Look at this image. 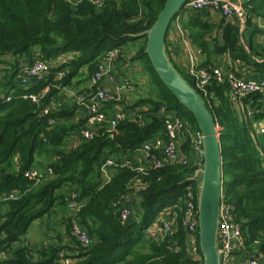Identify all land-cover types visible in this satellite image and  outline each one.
I'll list each match as a JSON object with an SVG mask.
<instances>
[{"label":"trees","instance_id":"1","mask_svg":"<svg viewBox=\"0 0 264 264\" xmlns=\"http://www.w3.org/2000/svg\"><path fill=\"white\" fill-rule=\"evenodd\" d=\"M165 2L80 0L74 5L68 0H0V62L5 63L0 68L4 71L0 93L11 96L10 101L0 98V264H63L62 251L70 258V264L202 263L199 229L197 246L201 258L196 259L186 244L181 211L175 231L166 240L148 231L162 210L175 203L182 206L186 190L193 185L184 180L198 167V158L188 165L169 164L147 168L146 172L115 168L107 181L101 171L107 159L130 158L144 141L163 134V115L158 114L161 105L177 110L193 128H199L192 113L178 102L154 70L145 53L147 37L134 36L154 24ZM245 7L247 23L251 24L254 16L264 17V0H249ZM177 17H181V28L190 47L200 50L198 67L218 66L215 58L228 52L233 60L264 71L263 52L254 47L252 35L248 49L245 47L236 18L228 21L211 10L188 11L185 7ZM115 47L126 48L129 53L128 57L119 56L117 62L141 61L155 83L149 96L131 105L141 106V113H147L149 120L144 124L122 120L113 136L107 127H101L92 139L78 138V145L72 147L69 138L85 124L86 114L83 119H75L80 107L76 99L71 107H62L57 105V96L77 78V83L89 81L100 57ZM68 52L74 54L62 67L68 69L63 77L53 79L52 73L32 82L29 88H23L16 78L20 61L3 60L4 56L17 55L24 56L27 62L51 60ZM257 58L262 62H256ZM175 66L195 86L187 72ZM46 85L50 89L44 105L56 104L49 114H43L42 106L23 97ZM206 90L205 93L198 88L220 127L224 198L232 204L233 217L242 227L243 250L264 260V132L257 131L264 120V93L254 92L242 99L244 110L251 111L247 115L232 102L227 82L212 80ZM50 118L55 119L54 124L49 123ZM38 155L47 159L42 170L51 168L53 174L28 178L24 173L36 168ZM64 186L68 188L61 191ZM70 190L78 193L84 203L78 218L92 239L91 245L83 248L75 238L70 214L64 219L70 241L36 250L22 243L34 220L52 213L58 205L67 207ZM11 194L15 197L11 198ZM125 194L129 195V202L116 207ZM122 208H129L131 213L126 221L120 218ZM148 233L149 238H144Z\"/></svg>","mask_w":264,"mask_h":264},{"label":"built area","instance_id":"2","mask_svg":"<svg viewBox=\"0 0 264 264\" xmlns=\"http://www.w3.org/2000/svg\"><path fill=\"white\" fill-rule=\"evenodd\" d=\"M71 4H77L80 0H68ZM99 3L100 0H93ZM249 0H188L185 4V10H211L219 13L221 16L231 19L236 18L239 22L242 31L247 27V10L246 3ZM180 17H177L175 23L178 32L186 38L181 28ZM189 49V43L186 42ZM73 52L60 54L58 57L45 60L35 59L33 62H27L25 57L21 56L20 69L16 78L20 81L23 88H29L32 82L46 79L54 73L53 79L57 76L61 78L65 75L68 69L62 68L67 65L71 60L69 59ZM122 56L120 48L109 49L100 57V61L96 66V70L91 75L88 81V89L91 93L86 95H76L75 99L80 108L86 114V122L80 127L78 132L73 133L69 138V145L76 147L80 139H92L97 129L107 127V132L110 136L115 134L118 123L125 119H131L139 124H144L149 120L145 112L141 110H112L108 103L113 100H120L124 93L134 90L133 84L129 80H125L120 86L116 88L118 96L107 91L101 85L106 79H112L113 72L117 66L118 57ZM23 60V62L21 61ZM191 64L186 72L195 84L198 91L202 90L207 92L206 87L212 80L218 82H227L230 86V98L232 102L237 105L236 108L240 109L242 114H251V111L244 110L242 99L254 92L264 93V78H244L238 76L236 71L227 69L221 66L212 67H198L197 62L194 61L190 55ZM56 71L53 72V70ZM50 85H46L39 92H28L23 94L25 99H29L38 106H42V113L49 114V112L56 107L54 102L44 105V98L48 94ZM200 93V92H199ZM0 98H5L7 101L11 100L10 95L0 93ZM44 105V106H43ZM237 109V110H238ZM159 115H163L164 131L161 135H156L150 140H146L135 151L139 153V158L134 156L127 157H112L106 160L101 166V171L104 175L109 176V172L115 168H136L140 172H146L147 168H160L169 164L188 165L192 159L197 160L198 167L203 163V136L199 128H193L190 122L183 117L177 110L169 109L165 105H161L158 110ZM50 124L55 123L54 118L49 119ZM258 132H264V121H261L257 126ZM80 138V139H78ZM197 167V168H198ZM196 168V169H197ZM52 175L53 170L47 168L46 171L38 168L27 170L24 175L28 178L38 179L42 175ZM110 178V176H109ZM108 178V179H109ZM193 185L189 186L186 190L182 206H171L162 210L153 224V228L148 229L160 236V240H166V237L175 231L174 227L177 226L180 211L182 212L183 226L187 230L186 244L189 246L190 252L194 258H198L200 253L197 246V232L199 229L198 207H197V188L196 181H191ZM11 198L15 194L10 195ZM129 195L125 194L121 199L116 202L117 207L120 203H128ZM78 193L70 190L67 194V207L71 217L72 233L83 248H88L92 239L88 231L79 222L78 214L82 209L84 203L77 201ZM129 208L120 209V218L126 221L130 217ZM150 231V232H151ZM151 232V233H152ZM1 239V235H0ZM243 231L240 223L233 217L232 204L227 202L224 198L223 191L220 201V221H219V245L222 249L221 261L222 264H264V260L255 254L247 253L243 250ZM66 252L62 251L63 264H70L71 260L65 257Z\"/></svg>","mask_w":264,"mask_h":264},{"label":"water","instance_id":"3","mask_svg":"<svg viewBox=\"0 0 264 264\" xmlns=\"http://www.w3.org/2000/svg\"><path fill=\"white\" fill-rule=\"evenodd\" d=\"M188 0H166L154 24L135 37H147L145 53L178 102L195 117L203 136V163L184 181H196L201 264H222L219 245L220 201L223 186V158L220 127L197 89L180 73L167 51V34L172 21ZM264 121V120H263Z\"/></svg>","mask_w":264,"mask_h":264},{"label":"crops","instance_id":"4","mask_svg":"<svg viewBox=\"0 0 264 264\" xmlns=\"http://www.w3.org/2000/svg\"><path fill=\"white\" fill-rule=\"evenodd\" d=\"M218 15H219V17H221L219 13H218ZM227 20L228 21H231V20L235 21L234 18L227 19ZM257 21H258V23H260V21H262V23L264 25V17H258ZM254 29H255L254 26H250L249 25L247 28H245L244 31L240 30L241 32H243V34H244L245 31H248V32H246L247 33L246 38L248 39V42L245 40L244 36H242V42L245 44V47L247 49H248L247 45L250 42V38H251L250 36L251 35H252L251 39L253 40V33L255 34ZM255 31H257V30H255ZM257 33H258V35H257L256 42L254 44V41H253V44H254V47L258 48L259 51H262L263 52L262 55H264V45H263V43H260V39H259L260 38V33L259 32H257ZM166 42H167L168 54H169V56H170V58H171V60H172L174 65L177 64V66H179L181 69L186 71L187 68L189 67V65L191 64V61H190V55H191L190 51H191V49L192 50H197L199 52L197 63H201L200 50L199 49H195V48H191V47H189V49H188V47L186 46V42H188V40L187 39H183V37L178 32V29L176 28L174 22L171 24V27H170V29L168 31ZM115 48H120L122 50V52L124 51V54L122 53V56L120 58L125 57L126 54H127L126 57H128L129 53H128V50L126 51V48H123L124 50L121 47H115ZM262 55L260 54L259 56H262ZM258 58H260V57H258ZM258 58L256 59L257 60L256 62H259V63L262 62L263 59H258ZM139 62H140V64H139ZM214 64H217V65H219L221 67H224V68H227V69H232V70L238 72L239 75H241L242 77H250V78H255L256 76H261L260 78L264 77V71H262V70L257 71L255 69L254 65H252V66L248 65V64L244 63L241 60H233L228 52L220 54L217 58H215ZM123 65H125V66L120 69L119 66H123ZM130 65H136L137 66V70L140 71L141 73H145V77L147 79H149V74L145 70V68H144V66H143L141 61L123 60L121 62H117V66H116V68H115V70L113 72L112 79H106V81L102 82L101 86L104 89H106L107 91H109V92L115 94L116 96H118V94H120V92L117 93L116 88L118 86H120L125 80H128L126 78V76H125V73H126V69L131 67ZM3 66L5 67V65L1 64L0 68H2ZM124 69H125V73H124ZM142 81L143 80H140V81L137 82L138 83V86H137L138 89H140V87L142 86L141 85ZM84 83H86V85L83 86L82 89L85 88L86 91L85 90H81L80 92H84V93H81V94H84V95L90 94L91 91L88 89V83H89L88 79L85 80L84 82L80 83V84L84 85ZM76 84H77V82L75 80V82H74V84L72 86L64 88L59 93V95L57 96V105L62 106V107H68V105L71 104V99L73 100L72 104H74V98L76 97L77 94L74 93V91L71 88H74V86ZM134 90L131 91V92H127L126 91L124 93L123 97L120 100H113L110 104H108V106L112 110H123V111H127L129 109H131V110H136V109L137 110H141L140 109L141 106L140 107H131V105L135 101H137L139 98L146 97V96H149V95L148 94L146 95V94L142 93L140 90H136V88ZM133 92H139L141 94V96L136 98L135 100H133L134 97L133 98L131 97V94ZM144 107H145V105L142 106V108L145 110L146 108H144ZM76 110H77V112H76L77 116H76L75 119H80V118L83 119L85 117V112L80 107H78ZM132 156H134L136 159H138L139 158V153H133ZM38 165H39L40 168L45 169L46 164L42 163L41 161L38 163ZM62 211H64V209H62ZM62 213H65V211L62 212ZM62 213H60V215ZM60 215H58V216H60Z\"/></svg>","mask_w":264,"mask_h":264},{"label":"rangeland","instance_id":"5","mask_svg":"<svg viewBox=\"0 0 264 264\" xmlns=\"http://www.w3.org/2000/svg\"><path fill=\"white\" fill-rule=\"evenodd\" d=\"M253 18L254 19H252V23L251 24L247 23V26H249V25L250 26H254V28H255L254 30H256V28L258 26L257 31H254L255 34L253 33L254 44H255L256 39H257V35H258L257 32H259L260 33V38H259L260 39V43H263V45H264V25H263L262 21H260V23H258V21H257L258 16H254ZM174 21H175V19H174ZM246 32H248V31H245L243 36H244L245 40L248 42V39L246 38V36H247ZM190 53H191V56L194 58V61L197 62L198 61L199 52L197 50H192L191 49ZM21 56L22 55H17L16 57L5 56L3 58V60H7L9 62H16ZM11 58H13V59H11ZM21 61L23 62V60H21ZM1 64L4 65L5 63H3V62L1 63L0 62V66H1ZM139 64H140V62H139ZM124 66L125 65L119 66V68L121 69ZM130 66H129L130 68H127V69L125 68L126 69V73H125V69H124V73H125L126 78L133 84L134 89L136 88V90H140L142 93H144L146 95L147 94L150 95L151 94V89L154 88L155 83L153 85V82H152L150 77H149V79H147L145 77V73H141L140 71H138L136 65H130ZM3 74H4V71L0 70V77ZM76 80L79 81L80 78H77ZM140 80H143L142 83H141L142 86L140 87V89H138L137 88V86H138L137 82L140 81ZM85 85H86V83H84V85L80 84V83H77L74 86V88H71V89L77 95L78 94L79 95H84V94H81V93H84V92H80V91L83 90L82 88ZM153 94H155L154 91H153ZM140 96H141V94L139 92H133L131 94V97L132 98L134 97L133 100H135L136 98H138ZM72 102H73V100L71 99V104H69L68 107L72 106ZM46 160L47 159L45 158L44 155H38L36 157V161L34 163V167L42 170V168L39 167L38 163L41 161L42 163L45 164ZM113 171L114 170H111L109 172V176L110 177H111ZM109 176H106V175L102 174L103 180H106V181L109 178ZM67 188H68V186H64L61 191H65ZM56 209L57 210L53 211L52 213H50V214L48 213V214L44 215L43 217L34 220L32 222V224L30 225V227H29V229H28V231L26 233V236L23 238L22 243L30 245L33 248V250H36V249H38L40 247H43L45 245L47 246V245H50V244H53V243L56 244V242H62V240L70 241V239H69L70 235L66 231V223L64 222L65 221L64 220L65 217H67L69 215V210H68L67 207L65 208L64 205L63 206L58 205L56 207ZM62 209H64L65 213H62V212H64V211H62ZM60 213H62V214L60 215ZM58 215H60V216H58ZM156 219H155V221L151 224V226L148 229L153 228V226H154L153 224L156 222ZM144 238H146V239L149 238V233L147 235H144ZM200 258H201V255L197 259H200Z\"/></svg>","mask_w":264,"mask_h":264},{"label":"bare ground","instance_id":"6","mask_svg":"<svg viewBox=\"0 0 264 264\" xmlns=\"http://www.w3.org/2000/svg\"><path fill=\"white\" fill-rule=\"evenodd\" d=\"M262 78H264V77H262ZM254 79H257V78H254ZM90 90V89H89ZM91 91V90H90ZM187 119V118H186ZM188 120V119H187ZM189 121V120H188Z\"/></svg>","mask_w":264,"mask_h":264},{"label":"clouds","instance_id":"7","mask_svg":"<svg viewBox=\"0 0 264 264\" xmlns=\"http://www.w3.org/2000/svg\"><path fill=\"white\" fill-rule=\"evenodd\" d=\"M5 57V56H4ZM12 57H14V56H12ZM11 59H13V58H11ZM2 63V62H1Z\"/></svg>","mask_w":264,"mask_h":264}]
</instances>
